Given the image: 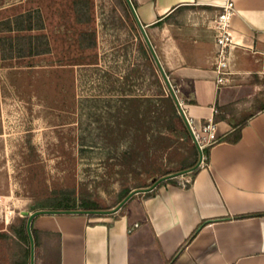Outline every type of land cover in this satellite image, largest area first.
Segmentation results:
<instances>
[{
	"label": "crops",
	"instance_id": "0c3cea01",
	"mask_svg": "<svg viewBox=\"0 0 264 264\" xmlns=\"http://www.w3.org/2000/svg\"><path fill=\"white\" fill-rule=\"evenodd\" d=\"M225 1L131 0L188 114L216 116L206 165L116 212L35 214L34 264H264V0H234L235 73L219 85L212 19Z\"/></svg>",
	"mask_w": 264,
	"mask_h": 264
},
{
	"label": "rangeland",
	"instance_id": "374dc122",
	"mask_svg": "<svg viewBox=\"0 0 264 264\" xmlns=\"http://www.w3.org/2000/svg\"><path fill=\"white\" fill-rule=\"evenodd\" d=\"M123 15L118 0H0V229L9 235L11 225L29 219L52 189L72 187L79 199L96 201L105 210L162 177L136 167L126 181L122 167L113 165L115 157L108 158L115 149L110 152L92 137L82 144L80 136L85 125L99 123L95 119L112 120L105 99L114 92L106 79L129 73L137 61V33L123 26ZM30 21L33 30L18 29ZM140 87L134 84L128 92L141 93ZM175 136L171 148L161 152L168 174L184 170L177 164L195 144L191 135L187 142L181 126ZM131 184L142 186L121 200ZM36 249L34 241L35 256ZM31 252L30 240L15 243L0 235V264L16 259L31 264Z\"/></svg>",
	"mask_w": 264,
	"mask_h": 264
},
{
	"label": "trees",
	"instance_id": "16d2710c",
	"mask_svg": "<svg viewBox=\"0 0 264 264\" xmlns=\"http://www.w3.org/2000/svg\"><path fill=\"white\" fill-rule=\"evenodd\" d=\"M118 3L124 10L123 26L127 27L129 25L137 33V61L132 63L130 72L122 77H116V80H114L115 78L113 79V75L107 77L109 90L114 93L110 95V99H105L107 101L105 106L108 108L106 113L112 120L106 124H100L101 120L98 118L95 120L99 121V123H96L95 126L92 127L91 124L85 125L80 135L82 144H86L89 138L92 137V140L94 138L102 141L110 152L115 149L117 152H114V155L110 153L108 158L115 157L114 160L111 159L113 160V165L122 167L120 172L126 173L124 177L126 181L131 180L129 172L138 167H142V170L152 177L156 175L163 176L172 171H163L165 162L163 157H161L163 155L161 152L165 153L174 144L176 140L175 131L179 126L183 127L184 131L187 132L189 136L187 142L189 143H191V133L172 93L166 90L159 65L148 42L141 33L128 1L118 0ZM22 16L24 17L21 14L18 16L19 19L16 18L21 24L25 21ZM18 20L13 22L16 23ZM33 26L32 21H30L26 27L18 29L33 30ZM105 75H110V73L106 72ZM134 79L136 80L135 83ZM137 83H141L142 92H128L132 91V86ZM235 132L237 135L235 140H238L241 135V126L237 127ZM108 141L109 144L107 143ZM120 144L124 146L121 152L118 151ZM208 151L209 149H207ZM198 161V147L193 144L189 146L188 153L178 162L177 166L185 170L194 167ZM156 179L158 178L156 177ZM168 180L173 181L174 179ZM131 185L127 187V192L122 196L121 200L133 188L142 186L141 184ZM35 209L37 211L56 210L67 213L103 210L96 201L79 199L75 189L72 187L52 189ZM11 228H13V234L9 235L7 232L2 231L0 235L11 237L15 243L17 240H22L29 244L30 236L27 216H23L20 219V223L11 225ZM36 234L37 231L33 229L35 241L37 238ZM29 255L30 249L27 247L24 249V256L29 257ZM14 264H27V262L23 261V259H16Z\"/></svg>",
	"mask_w": 264,
	"mask_h": 264
},
{
	"label": "built area",
	"instance_id": "2783aa9c",
	"mask_svg": "<svg viewBox=\"0 0 264 264\" xmlns=\"http://www.w3.org/2000/svg\"><path fill=\"white\" fill-rule=\"evenodd\" d=\"M235 14L236 5L234 0H226L222 4V10L212 19V26L217 33L214 69L217 72V82L219 85L228 84L232 80V76L235 73V70L232 68L234 49L238 44L234 37L232 27V20ZM172 88L178 97L179 105L177 106L179 111L183 114L182 116L190 130L192 139L198 147L199 161L197 167L168 179L178 178V185L188 187L193 182L194 172L199 167L206 165L208 160L207 149H209L213 144L219 142L221 137L218 132V122L216 120V116H211L206 121L198 124L195 119L188 114L184 101L179 98L178 88L174 85H172ZM217 112L218 110L215 109V113ZM118 210L119 209L116 211Z\"/></svg>",
	"mask_w": 264,
	"mask_h": 264
},
{
	"label": "water",
	"instance_id": "95a60500",
	"mask_svg": "<svg viewBox=\"0 0 264 264\" xmlns=\"http://www.w3.org/2000/svg\"><path fill=\"white\" fill-rule=\"evenodd\" d=\"M127 1H128L129 5H130V7H131V9H132V11H133V13H134L136 19H137V22H138V24H139V27H140V29H141V31H142V33H143V35H144L146 41L148 42V44H149V46H150V48H151V50H152V52H153V55H154V57H155V59H156L158 65H159V68L161 69V71H162V73H163V76H164V78H165V81H166V83L168 84L169 89H170V91H171V93H172V95H173V97H174V99H175L177 105H179L178 97H177V95L175 94V92H174V90H173V88H172V84H171V82H170L168 76L166 75V73H165V71H164V69H163V66H162V64H161V62H160V60H159V58H158V55H157V53H156V51H155V49H154V47H153V45H152V43H151V41H150V39H149V36H148V34H147V31H146L145 27L143 26V24L141 23V21L139 20L137 14H136V12H135L134 6H133V4H132V2H131V0H127ZM180 113H181V111H180ZM181 114H182V113H181ZM182 115H183V114H182ZM197 165H198V163H197L194 167H192V168L185 169V170H182V171H178V172H175V173H172V174H168V175L162 176V177L159 178L158 181H156L151 187L146 188V189H142V188H141V189H137V190H135L133 193H136V192H138V191H145V190L152 189V188L156 187L160 182H162V181H164V180H166V179H168V178H171V177H173V176H175V175H177V174H180V173H182V172H185V171L191 170V169L197 167ZM133 193H132L129 197H127L123 202H121V203L118 205V207H117L116 209H114V211H116L117 209H120V208L123 206V204H124V203H125V202H126V201H127L132 195H133ZM43 212H60V211H56V210H41V211H36V212H34V213H31V214L29 215V220H28V230H29V233H30L31 243H32V252H31V253H32V264H34V238H33L32 234H31V228H30L31 218H32L35 214L43 213ZM85 212H102V210H94V211H93V210H90V211H85Z\"/></svg>",
	"mask_w": 264,
	"mask_h": 264
}]
</instances>
